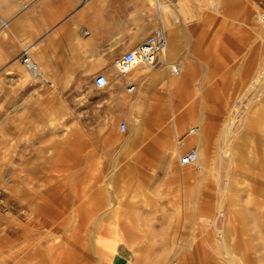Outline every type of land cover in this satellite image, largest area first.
<instances>
[{"label":"rangeland","instance_id":"rangeland-1","mask_svg":"<svg viewBox=\"0 0 264 264\" xmlns=\"http://www.w3.org/2000/svg\"><path fill=\"white\" fill-rule=\"evenodd\" d=\"M160 1L180 74L136 68L119 101L71 90L64 119L23 116L21 145L7 110L0 264H264V0ZM191 146L201 167L177 162Z\"/></svg>","mask_w":264,"mask_h":264},{"label":"crops","instance_id":"crops-1","mask_svg":"<svg viewBox=\"0 0 264 264\" xmlns=\"http://www.w3.org/2000/svg\"><path fill=\"white\" fill-rule=\"evenodd\" d=\"M154 4L160 19L162 11L170 12L165 2ZM153 20L148 0H0V122H5L7 110L12 112L13 135L21 145L23 116L32 124L40 106L42 113L56 111L57 119H64L71 90L80 87L84 98L98 91L112 93L118 101L128 98L111 62L152 32ZM24 49L36 74L22 60ZM100 72L110 81L95 88L92 76ZM127 77L137 86L138 76L128 72ZM157 94L147 96L144 108ZM169 135L162 130L166 144ZM196 141L201 142V134ZM118 247L119 242L110 263L118 261Z\"/></svg>","mask_w":264,"mask_h":264},{"label":"built area","instance_id":"built-area-1","mask_svg":"<svg viewBox=\"0 0 264 264\" xmlns=\"http://www.w3.org/2000/svg\"><path fill=\"white\" fill-rule=\"evenodd\" d=\"M85 32V31H84ZM166 45V39L164 31L161 27L155 28L152 32L147 34L138 44L125 50L120 55L112 59V66L115 70V78H121L122 87L126 92H132L135 88L134 82L126 77V74L130 72L136 66H145L149 69H154L159 66L168 68L172 74H177L179 68L176 63L166 64L163 58V50ZM23 62L31 71L35 70V66L29 61L26 56V49L23 50ZM108 78L105 73H96L92 76V84L95 88H102L108 84ZM125 122L119 121L118 129L123 131L125 129ZM190 131V130H189ZM192 131V130H191ZM186 131V135L188 134ZM196 161V151L193 146L187 148L184 152L178 156L177 162L180 166L193 164ZM2 202V196L0 191V203Z\"/></svg>","mask_w":264,"mask_h":264},{"label":"bare ground","instance_id":"bare-ground-1","mask_svg":"<svg viewBox=\"0 0 264 264\" xmlns=\"http://www.w3.org/2000/svg\"><path fill=\"white\" fill-rule=\"evenodd\" d=\"M155 3H156V1H155ZM159 3H158V1H157V5H158ZM157 8V7H156ZM159 10V9H158ZM158 23L160 24V27H161V29H163L164 27H163V23H162V18L160 19L159 17H158ZM164 31V30H163ZM166 46H167V44L165 45V48H164V50H163V58H164V60H166L165 59V56H164V52H165V49H166ZM178 66V65H177ZM139 67H143V66H136V67H134V69L133 70H131V72L132 71H134L136 68H139ZM178 68H179V70H181L180 69V67L178 66ZM34 72V74H36V70H34L33 71ZM177 74H180L179 73V71H178V73ZM262 79H264V77H258V79H256V81H260V80H262ZM229 125V124H228ZM228 127V126H227ZM228 129V128H227ZM227 131V130H226ZM192 132H194V131H192ZM191 133V132H190ZM196 136H200V133H198ZM196 136H194V137H191L190 139H188V141L187 142H185V144H183L184 146H186V144L187 145H190V144H192V143H194V138L196 137ZM195 151H196V161L194 162V163H196V165L197 166H200L201 167V165H200V162L202 161V153H200V152H198L197 153V150L195 149ZM197 157H198V160H197ZM226 187V186H225Z\"/></svg>","mask_w":264,"mask_h":264}]
</instances>
